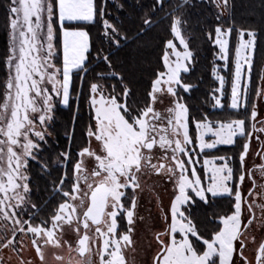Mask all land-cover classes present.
Here are the masks:
<instances>
[{
    "label": "snow or ice",
    "instance_id": "snow-or-ice-1",
    "mask_svg": "<svg viewBox=\"0 0 264 264\" xmlns=\"http://www.w3.org/2000/svg\"><path fill=\"white\" fill-rule=\"evenodd\" d=\"M190 3L191 0H151L145 4L138 0L135 7L143 10L141 24L134 36H130L127 30L122 31V22L109 19L107 8L98 7L96 0H9L10 44L5 60L8 79L0 102V220L11 225L12 238H5L3 247H15L18 235L30 236L39 264H48L47 248L63 249L65 245L67 259L53 253L55 264H94L92 246L96 243L99 264H125L123 248L132 245L136 208L135 195L131 205L126 206V193L128 189L135 193L140 187V176L150 168L157 176L166 175L176 188L170 204L168 231L155 237L159 249L154 264H252L245 256V249L249 242H256L255 236L249 237L253 226L264 229V203L257 202L258 198L264 200V183L257 185L245 161L254 134L257 141L262 139L259 134H264V120L258 121L257 105L253 103L248 117L252 121L251 130L245 119L213 122L205 116L195 121V138L190 134V110L183 93H189L193 85L184 81L182 73L191 71L195 54L181 28L187 23L184 16ZM201 3L205 6L214 3L223 10L230 7V0H201ZM118 7L123 12L125 4ZM97 18L102 21L107 51L100 49L95 59L106 65L116 84L110 90L106 84L89 85V108L94 112L95 123L86 128L85 142L75 157L70 147L58 154L55 163L62 164L63 172L58 183L53 180L52 185L61 202L49 218L34 223L40 208L30 199V165L35 162L42 171L51 174L40 154L52 135L56 104H69L74 72L82 73L83 80L92 70L89 33L70 29L64 22L94 23L98 22ZM222 18L223 12H218L214 43L219 48L220 59L227 60L230 51L227 37L237 29L222 26L219 23ZM165 20L183 51L177 50L172 39L166 41L162 68L155 73L145 103L133 107L129 103L132 90L114 70L112 56L130 39H142ZM57 21L62 35V68L58 66L55 44ZM208 35L211 39L212 33ZM238 35L228 105L237 113L242 106L248 112L249 82L242 83V80L245 66L250 77L258 33L240 29ZM105 75L98 73L102 80ZM214 75L220 82L216 91L223 95L224 77L215 72ZM165 93L173 98L172 106L162 113L155 105ZM256 95L264 97V86L257 89ZM213 99L216 108H224L221 98L213 96ZM207 136L211 139H206ZM237 137H247L239 155V174L228 163L233 157L205 155L201 176L190 146L199 149L196 152L199 157L218 145H233ZM155 154H160L166 162L153 163ZM258 155L264 159V149ZM217 161L223 163L217 164ZM260 170L264 176V164ZM246 179L252 181V188L245 195L242 185ZM223 196L232 198L231 214L219 216L217 230L210 238H204L191 208ZM244 205H247V214L243 211ZM256 209L260 210L259 215ZM121 220H126L128 225L124 231H121ZM65 226L75 232V243L64 239ZM21 264L25 262L22 260ZM255 264H264V240L256 249Z\"/></svg>",
    "mask_w": 264,
    "mask_h": 264
},
{
    "label": "trees",
    "instance_id": "trees-1",
    "mask_svg": "<svg viewBox=\"0 0 264 264\" xmlns=\"http://www.w3.org/2000/svg\"><path fill=\"white\" fill-rule=\"evenodd\" d=\"M138 0H96L98 7L107 8L109 19L123 24V30H127L130 36H134L139 29L142 9L135 7ZM145 4L151 0H143ZM125 4L124 11L119 10V5ZM8 5L9 0H0V102H2L4 88L7 79V67L5 64L9 49L8 38ZM223 12V18L219 23L222 26H234V31L228 38L229 54L226 68L222 69L223 63L219 60V48L214 43V28L218 23L216 14ZM163 15V14H161ZM94 23L64 22L70 29H82L89 33L91 42V58L93 63L89 65L92 69L82 80L80 73H73V89L68 105L56 104L55 121L50 131L53 139H48L44 145V151L40 154L41 160L49 165L50 175L42 171L40 165L32 162L30 165L31 175V202L39 206L40 211L36 213L37 220L47 219L61 202L60 196L56 195L52 181H59L63 172V166L57 165L58 154L71 148L73 156L85 142L84 132L90 123H93L92 111L89 108V85L92 82L104 83L111 88L116 81L110 77V70L106 65L95 59L100 49L107 51V41L103 37L102 21ZM187 23L182 24V34L189 43L190 49L195 54V63L191 66L189 73H182L184 81L193 85L189 93H183L191 118L197 120L205 116H215L222 120L233 118L247 119L248 112H244L243 106L239 113L228 107L230 104V90L233 79V66L235 59V48L239 42L238 31L240 29H253L258 33L257 47L255 50L253 67L249 77L247 68L244 72L243 82H249L248 88V110L253 104L254 95L259 88L260 81L264 80V0H230L227 10L218 9L215 4L205 6L201 0H191L184 16ZM55 44L58 54H61L60 26L55 24ZM209 32L212 38H209ZM175 38L169 31L167 20L158 23L147 32L142 39H130L126 46L115 51L112 56L114 70L124 77V83L131 88L132 96L129 103L135 107L137 104L143 106L150 91L151 82L155 73L162 68L164 44L167 40ZM59 56V55H58ZM98 65V66H97ZM220 66L219 73L225 77L224 96L221 101L224 108H216L213 105L212 96L218 86L214 76V66ZM98 73H105V78H99ZM83 75V74H82ZM119 90V86H117ZM83 92V95L80 93ZM77 95V100L75 96ZM241 104L243 105V90L241 92ZM238 114V115H236ZM94 124V123H93ZM70 137H74L70 139ZM234 152V146L217 147L212 153ZM67 187V186H66ZM232 198L228 196L210 198L209 204L199 202L191 208L192 217L204 238H210L217 230L219 216L231 214ZM122 225V223H121ZM195 240V238L190 237ZM200 243V242H197Z\"/></svg>",
    "mask_w": 264,
    "mask_h": 264
},
{
    "label": "rangeland",
    "instance_id": "rangeland-1",
    "mask_svg": "<svg viewBox=\"0 0 264 264\" xmlns=\"http://www.w3.org/2000/svg\"><path fill=\"white\" fill-rule=\"evenodd\" d=\"M67 22V21H66ZM58 25L60 26L59 22L57 21ZM9 38V33H8ZM240 41V38H239ZM176 44L178 51H183L182 47L179 44V41L175 39L173 42ZM10 44V40H9ZM239 44V42H238ZM236 45V47L238 46ZM171 51V50H169ZM59 55V56H58ZM219 60L223 63L222 69L226 68V64L228 61L224 59H220V53L218 54ZM174 59V57L172 58ZM57 60H58V66L62 68V60H63V48H62V35H61V54L57 53ZM247 66H245V69ZM220 66L215 65L214 66V72L220 76H223L219 73ZM235 70V59H234V66H233V74ZM82 76V73H80ZM216 77V75H214ZM224 77V76H223ZM7 79H8V68H7ZM6 79V80H7ZM225 80V77H224ZM243 81V80H242ZM247 81V79L245 80ZM226 82V80H225ZM218 86L214 90L213 96L219 97L222 99L224 96L221 95L220 92L216 91L220 87V82L217 80ZM104 84V83H101ZM259 88L261 86H264V80L262 79L259 84ZM50 87V86H49ZM225 87V84H224ZM159 95V94H158ZM212 96L213 105H215V101ZM75 99L77 100V95L75 96ZM172 97L168 96L166 93L163 95H160V98L158 99L155 107L157 111H160L162 113L166 112V109L170 106H172ZM242 100V99H241ZM89 101V100H88ZM230 101H231V90H230ZM60 105H63L62 103L57 102ZM253 103L257 105V111H258V121L264 120V97H257V95H254ZM252 109V106H251ZM251 109L248 110L247 119L250 115ZM92 111V110H91ZM238 115V114H236ZM92 116L94 117V112H92ZM209 120L215 122V121H226L216 118L213 116H207ZM197 118L190 116V134L195 138L196 131H195V121ZM199 120V119H198ZM93 123H95L93 119ZM251 123L248 119L249 124V130H251ZM258 127L261 125L258 123ZM261 137H263V134H259ZM206 139H211L210 136L205 137ZM48 139H53V135L48 137ZM247 141V137H237L236 143L233 144L234 146V152L237 154L235 155L236 160L234 167L237 169V174H239V155L242 151V145ZM222 146H230V145H218L217 147ZM258 146L259 141L256 140L255 134L252 137L250 141V151L249 155L246 157V168L249 170L250 167L256 164H260L259 156L256 155L258 152ZM190 149L193 152V159L197 160L195 167L197 168L199 172V168L202 169L203 173V160L205 158V155L212 156L210 153L212 151L206 150L205 154H201L199 157L196 156V152L199 151L198 148L192 149L190 146ZM238 157V158H237ZM153 163H161L166 162L161 159L160 154L153 155ZM217 164H220L217 161ZM92 165H89L91 167ZM251 172L255 178V181L257 185L264 183V176H262L261 170H258L256 168H251ZM200 173V172H199ZM140 187L133 193L131 189L127 190L126 197H125V204L126 206L131 205V198L133 195L136 197V208L134 210V224H133V233H132V245L126 246L123 248V255L125 257V264H153L154 258L157 255L159 245L155 239L156 235L158 233H166L168 231V225L171 220V214H170V204L171 201L174 199V195L176 194V188L175 185L170 182L166 175H160L157 176L150 168H146L144 171V174L140 176ZM206 183V182H205ZM251 186V182L249 179H246L245 183L242 185V188L244 189L245 195L247 194V191L249 190ZM259 191V189H257ZM258 203H264V200L257 199ZM243 211L245 214H247V206L244 205ZM259 209H256L257 215H259ZM26 218V217H25ZM244 222H246V218H244ZM34 223H39V220H35ZM121 231L126 230L128 227L126 220H121ZM177 240L180 239L179 234H176ZM255 236V243H248L247 248L245 249V254L249 255L250 260L253 258V255L255 253V250L261 241V239L264 236V229H258L255 225L251 229L249 233V237ZM5 238H12V231H11V225L3 220H0V264H21V261L23 260L25 264H39V259L36 256L35 250L31 243V237H25V236H17L15 247L9 246V247H3L2 244L5 241ZM64 239L70 240L73 243H75L76 240V234L73 231V229L68 228L65 226L64 228ZM165 239H169V237H165ZM46 258L48 260V264H55L53 260V253H59L61 255H64L67 259L68 256V250L67 245L64 246L63 249H53L51 247L47 248L46 250ZM92 252H93V261L94 264H99V257L95 255L97 252V244L94 243L92 246Z\"/></svg>",
    "mask_w": 264,
    "mask_h": 264
},
{
    "label": "flooded vegetation",
    "instance_id": "flooded-vegetation-1",
    "mask_svg": "<svg viewBox=\"0 0 264 264\" xmlns=\"http://www.w3.org/2000/svg\"><path fill=\"white\" fill-rule=\"evenodd\" d=\"M230 146H233V145H230ZM261 149H264V134H263V137H262V139H261V141H259V146H258V152L256 153V155H258V153H260L261 152ZM210 155H215V156H225V157H233L234 159H230V160H228V163H229V165L230 166H232V167H234V164H235V160H236V157H235V155H237L235 152H228V153H210ZM259 156V155H258ZM238 158V157H237ZM259 159H260V164H256V165H253L252 167H250L249 168V171H251V168H256V169H258V170H260V166L262 165V164H264V159H261V157L259 156ZM219 163H223L222 161H218ZM235 168V167H234ZM199 172H200V174H201V176H203V173H202V169L201 168H199ZM249 181L251 182V186H250V188L249 189H251L252 188V181L249 179ZM248 192V191H247ZM247 206V205H246ZM263 238H264V236H263ZM262 238V239H263ZM261 239V240H262ZM261 242V241H260ZM259 242V243H260ZM258 247V246H257ZM257 249V248H256ZM255 255H256V250H255V253H254V255H253V258L250 260V258H249V255H247V254H245V256H247L248 257V259L250 260V261H252V264H254V262H255ZM237 258H238V255H237Z\"/></svg>",
    "mask_w": 264,
    "mask_h": 264
},
{
    "label": "water",
    "instance_id": "water-1",
    "mask_svg": "<svg viewBox=\"0 0 264 264\" xmlns=\"http://www.w3.org/2000/svg\"><path fill=\"white\" fill-rule=\"evenodd\" d=\"M262 240H264V238L262 239ZM156 257V256H155ZM154 264V263H153ZM254 264H255V262H254Z\"/></svg>",
    "mask_w": 264,
    "mask_h": 264
}]
</instances>
